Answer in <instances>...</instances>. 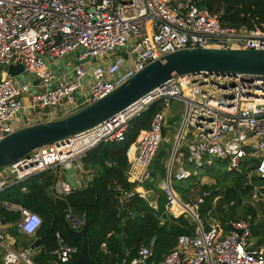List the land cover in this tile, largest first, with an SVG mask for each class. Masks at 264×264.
Instances as JSON below:
<instances>
[{
    "label": "built area",
    "instance_id": "2783aa9c",
    "mask_svg": "<svg viewBox=\"0 0 264 264\" xmlns=\"http://www.w3.org/2000/svg\"><path fill=\"white\" fill-rule=\"evenodd\" d=\"M201 0H0V141L22 128L67 117L114 91L145 66L183 49L216 48L264 51V30L222 26L217 13L200 5ZM76 53L69 75L53 71L57 63ZM87 62H84L87 60ZM22 65L35 83L21 85L3 71L4 66ZM32 85L39 90L30 92ZM27 100V105L25 101ZM171 101L183 105V127L170 167V187L165 177L166 210L171 215L188 213L193 231L182 234L160 261L153 259L152 245L142 246L128 264H264V240L254 246L248 241L254 226L251 215L229 220L232 230L222 233L218 221L198 209L209 192H202L190 207L172 189L192 168H203L212 158L229 171L247 179L264 181V76L198 73L175 76L147 93L123 111L97 126L70 137L67 142L32 151L27 157L0 169V195L30 176L50 171L56 176L55 198L71 191L64 169L74 167L76 176L85 174L86 154L106 143L125 140L129 122L152 104L161 102L149 128L140 132L128 150L127 180L134 184L122 197L134 195L151 202L155 191L146 189L150 167L162 142V131ZM25 113L24 120L15 122ZM133 150V151H132ZM177 150L183 151L175 158ZM76 182V181H75ZM22 191H26L22 187ZM153 207V205L150 203ZM0 208L19 213L17 231L36 235L42 219L21 205L0 202ZM155 209V208H154ZM65 220L79 231L86 221L82 213L68 208ZM40 221L33 232L27 226ZM227 225V222L225 223ZM264 232V229H263ZM0 223L3 264H35L30 248L13 250ZM55 248L49 252L55 264H77L78 248L55 233ZM108 253L105 244L101 245Z\"/></svg>",
    "mask_w": 264,
    "mask_h": 264
},
{
    "label": "trees",
    "instance_id": "16d2710c",
    "mask_svg": "<svg viewBox=\"0 0 264 264\" xmlns=\"http://www.w3.org/2000/svg\"><path fill=\"white\" fill-rule=\"evenodd\" d=\"M201 1L202 7L219 15L222 26L264 30V0ZM161 107V102H156L139 117L133 118L128 124L123 142L100 144L86 154L82 160L83 168L84 170L92 169L95 173L85 187L71 189L63 198H54L50 188L55 183L56 176L46 171L32 175L24 182L12 185L5 190L6 195L3 199L37 213L42 219V225L34 238L25 239L15 225L20 218L19 213L0 208V220H4L6 224H13L9 229L10 237L18 242L21 240L24 249H27L35 239H40L38 248L41 254L34 259L35 264H48L53 260L49 252L56 246V232H59L68 244L77 247L78 253L80 252V242L73 243L67 238L64 223L61 220V215L68 208L92 220L87 233V253L93 264H128L124 263L122 249L133 258L140 247L150 245L153 248V259L160 261L174 248L180 235L192 233V222L184 216L174 217L167 213V197L159 188V182L166 173L164 160L167 156L164 151V159L158 163L152 162L150 167L154 170V179L145 184L146 189H152L156 193L151 199H155L156 208L154 209L148 201L137 195L129 199L122 197L123 192H129L134 187V184L127 180L130 165L127 152L135 144L140 132L149 128L152 117ZM212 163L204 167V175L213 179L215 184L202 187L203 192H209V196L199 206L198 215L200 219L205 220L207 213L215 219H218L219 214L221 225L225 228L228 218L233 216L232 209L238 208L243 199L252 195V183L257 182L259 178L254 176L249 180L245 174L237 171L225 172L224 162L221 164L214 160ZM157 175L161 176L160 180ZM189 179L192 180L189 187H193L194 176L191 175L187 180ZM180 183L176 182L175 185L180 187ZM221 185L225 186L222 191L219 188ZM173 186L172 189L176 192ZM22 187L26 188L25 192H21ZM215 199L217 200L213 204ZM181 200L189 204L187 196L182 197ZM247 208L249 209L246 210V215L250 214L254 217L252 207ZM179 213L180 211L177 214ZM122 227L125 238L121 244L119 239L122 236ZM263 227V223L258 227L253 226L252 232L255 229L263 231ZM102 244H105L108 253H104Z\"/></svg>",
    "mask_w": 264,
    "mask_h": 264
},
{
    "label": "water",
    "instance_id": "95a60500",
    "mask_svg": "<svg viewBox=\"0 0 264 264\" xmlns=\"http://www.w3.org/2000/svg\"><path fill=\"white\" fill-rule=\"evenodd\" d=\"M85 60L84 62H87ZM3 71L10 77L17 78L24 72L22 65L4 66ZM210 73V74H245L254 76H264V51L257 50H236V49H216V48H192L183 49L165 55L159 60L153 61L145 66L114 91L107 94L96 102L87 105L73 114L45 123L28 126L6 136L0 141V169L8 167L23 157H27L32 151L53 144L67 142L81 132L89 130L98 124L106 121L113 115L123 111L141 97L151 92L167 80L181 75ZM181 124L177 140L172 149L166 172L167 184L170 187V167L182 133ZM74 167L64 169L66 182L71 189L77 188L74 180ZM154 170H150V179L153 180ZM188 214H194L188 210ZM138 217V216H136ZM64 223L65 233L71 242H80L81 250L77 257V264H93L87 253V233L92 224V220L87 219L85 225L75 231L70 228L65 220L64 213L61 215ZM1 225H5L4 220H0ZM227 221L226 227L232 230ZM119 241L122 244L125 238L124 228ZM40 239H36L30 249L34 251L32 259H36L41 252L38 248ZM124 263L130 260L124 249H122ZM48 264H55L53 260Z\"/></svg>",
    "mask_w": 264,
    "mask_h": 264
},
{
    "label": "rangeland",
    "instance_id": "374dc122",
    "mask_svg": "<svg viewBox=\"0 0 264 264\" xmlns=\"http://www.w3.org/2000/svg\"><path fill=\"white\" fill-rule=\"evenodd\" d=\"M76 65V53H72L70 56H68L65 59H62L60 62L57 63V67H53V71L55 73H59V71L62 68L63 73H67L69 75V73H72V70L74 68V66ZM21 85H24L26 83H31L33 81H35V77L30 75L29 73L23 72L21 75H19L16 78ZM30 92H37L39 89L33 87L32 85H30L29 87ZM171 105V108H170ZM169 105V109H170V114L169 116H167L166 114V118L169 119L166 120L165 125H164V129H163V133H162V142L159 145L158 148V153L157 156L154 158L155 162H160L161 159L163 158V151L165 152L167 158L164 160V165L166 168V172L168 169V165H169V160H170V156L172 153V149L173 146L175 144V141L177 140V136H178V132L180 129V120H181V109L183 108V105L181 103H173L171 104L170 102ZM180 109V112H179ZM183 111V109H182ZM183 114V113H182ZM174 115V116H173ZM183 117V115H182ZM180 119V120H179ZM183 121V119H182ZM182 124V123H181ZM180 146H182V143L179 142L178 144V149L180 148ZM179 154H183V151L181 150H177L176 156L175 158H178ZM215 159L212 158H205L204 159V166L203 168L197 169V168H192V175L194 176V186L193 187H189V185L192 183V180H184L180 183V187L176 186L175 182L173 181V183L171 185H174L173 188L175 189V193L177 194V196L179 198L182 199V197L187 196L189 199V206L192 207L197 198L201 195V193L203 192L202 187L204 185L207 186H211L215 184V181L209 177H206L204 175L205 173V166L208 165H212L213 161ZM153 161V162H154ZM218 161V160H217ZM221 164H224L223 162L219 161ZM218 165V164H217ZM226 167L223 169L225 172L228 170L227 165L224 164ZM217 168V167H216ZM217 170V169H216ZM157 177H159V175H157ZM166 177V173L163 179H161V183L160 186L161 188L164 187V180ZM253 184V192L252 195L246 197L245 199L242 200L241 205L238 208H233L232 209V215L228 218V220L234 221L236 219H243L246 216L250 215L247 214L246 215V210L249 209L247 207L251 206L252 210L254 211V217L253 218V222H254V227H258L259 224L263 223L264 224V181H260L258 180ZM225 186H220V191L223 190ZM160 188V189H161ZM156 194V193H155ZM180 199V200H181ZM217 199H215L213 201V204H215ZM182 201V200H181ZM263 205V207H262ZM168 213V212H167ZM174 217H178V216H184V218H187L189 220V222H192V218L188 213H179L177 215H173ZM252 216V215H251ZM219 214H218V219L216 218V220L218 221L219 225H221L220 219H219ZM193 223V222H192ZM226 225V224H225ZM222 227V233L223 234H227L228 232V228L227 227H223L222 225L220 226ZM264 228V227H263ZM263 230V229H262ZM25 239H31L30 237H25ZM6 242L11 241L10 239H6ZM264 240V232L260 231V230H253L252 235L249 237L248 241L250 243H252L254 246H257L259 244L260 241ZM13 249L16 251H21L22 250V246H20L19 244H14L13 245ZM5 254V250L3 248L0 247V264H3V256Z\"/></svg>",
    "mask_w": 264,
    "mask_h": 264
},
{
    "label": "crops",
    "instance_id": "0c3cea01",
    "mask_svg": "<svg viewBox=\"0 0 264 264\" xmlns=\"http://www.w3.org/2000/svg\"><path fill=\"white\" fill-rule=\"evenodd\" d=\"M15 81H18L16 78H15ZM19 82V81H18ZM20 83V82H19ZM33 83H35V81H33V82H31V84H33ZM25 101V105H27V100L25 99L24 100ZM172 102L173 103H180V102H178V101H171V104H172ZM170 108H171V105H170ZM183 109V108H182ZM182 109H181V120H180V125H181V123H182V119H183V117H182V113H183V111H182ZM179 112H180V109H179ZM167 116H169V114H170V109H168V111H167ZM26 116V114L23 112V113H21V114H19L17 117H16V119H15V122H19V123H21V121H23L24 120V117ZM174 116V115H173ZM166 120H168L169 121V119L168 118H166ZM42 123H44V122H42ZM39 124V123H38ZM181 147V146H180ZM133 151V150H132ZM151 170V169H150ZM94 170H92V169H89V170H85V174H83L82 176H76L75 177V181H76V183H77V188H83V187H85V185L92 179V177L94 176ZM65 175H61L60 176V180H65ZM160 178H161V176H159L158 177V180H160ZM154 179V178H153ZM128 182H130L131 183V181H129L128 180ZM160 182H161V180H160ZM8 189V188H7ZM50 191H51V194L53 195L54 193H53V191H52V187L50 188ZM21 192H25V191H22L21 190ZM175 193V192H174ZM176 194V193H175ZM6 195V191L5 192H3L1 195H0V202H7L5 199H3L4 198V196ZM54 196V195H53ZM176 196H177V194H176ZM178 197V196H177ZM55 198V197H54ZM179 198V197H178ZM180 199V198H179ZM8 203V202H7ZM10 203V202H9ZM152 205H153V207L154 208H156V202H155V199H153V200H151V202H150ZM11 205H14V206H16V205H18V204H14V203H10ZM180 210L179 209H177V213L179 212ZM13 226V224H6L5 223V225L3 226L4 227V232L7 234V236H8V239H10L11 238V241H9V242H7L8 244H9V246L13 249V245L15 244H19L20 246H22V244H21V240H19V242H18V240H16V239H14V238H12V237H10V231H9V229L11 228ZM35 236V235H34ZM34 236H31L30 238H34ZM20 239H22V238H20ZM39 239V238H38ZM36 240V239H35ZM30 247V246H29ZM28 247V248H29ZM24 248L22 247V250H23ZM14 250V249H13ZM16 251V250H15ZM36 251H40V248H37L36 250H35V252Z\"/></svg>",
    "mask_w": 264,
    "mask_h": 264
},
{
    "label": "clouds",
    "instance_id": "9594fccd",
    "mask_svg": "<svg viewBox=\"0 0 264 264\" xmlns=\"http://www.w3.org/2000/svg\"><path fill=\"white\" fill-rule=\"evenodd\" d=\"M40 223L39 220L33 218L32 222L28 224L27 231L29 233L33 232V230L37 227V225Z\"/></svg>",
    "mask_w": 264,
    "mask_h": 264
}]
</instances>
